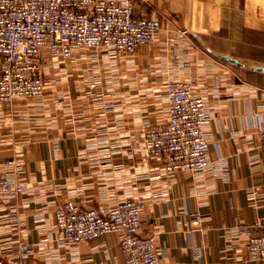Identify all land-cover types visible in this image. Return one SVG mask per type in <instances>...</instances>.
I'll use <instances>...</instances> for the list:
<instances>
[{
    "label": "crops",
    "instance_id": "1",
    "mask_svg": "<svg viewBox=\"0 0 264 264\" xmlns=\"http://www.w3.org/2000/svg\"><path fill=\"white\" fill-rule=\"evenodd\" d=\"M115 1L158 18L152 44L127 56L42 52V97L0 102V176L20 150L23 186L0 199V259L23 242L34 252L23 264H124L114 234L65 243L54 211L72 202L105 212L131 200L159 264H264L247 260L233 230L260 222L264 232V0ZM170 81L192 83L204 102L203 171L166 175L143 149V130L167 122ZM190 213L210 218L190 228Z\"/></svg>",
    "mask_w": 264,
    "mask_h": 264
},
{
    "label": "built area",
    "instance_id": "2",
    "mask_svg": "<svg viewBox=\"0 0 264 264\" xmlns=\"http://www.w3.org/2000/svg\"><path fill=\"white\" fill-rule=\"evenodd\" d=\"M160 30L158 18L134 15L133 5L115 0H0V102L37 100L43 95L41 54L69 60L75 49L105 50L114 56L132 55L152 44ZM190 82L170 81L165 85L168 119L161 126L143 130V149L161 161L166 175L203 171L208 165L209 144L203 131L208 116ZM264 152V124L258 128ZM16 158L5 162L11 173L0 176V199L23 192L19 180L22 167ZM190 228H199L208 213H190ZM55 231L69 245L89 242L114 234L124 264H159L153 237H142L141 208L131 200L98 212L66 202L54 211ZM262 224L235 225L244 240L247 260L264 261ZM34 252L23 242L9 260L0 264H23Z\"/></svg>",
    "mask_w": 264,
    "mask_h": 264
},
{
    "label": "rangeland",
    "instance_id": "3",
    "mask_svg": "<svg viewBox=\"0 0 264 264\" xmlns=\"http://www.w3.org/2000/svg\"><path fill=\"white\" fill-rule=\"evenodd\" d=\"M42 76H43V81H44V68H43V65H42Z\"/></svg>",
    "mask_w": 264,
    "mask_h": 264
}]
</instances>
